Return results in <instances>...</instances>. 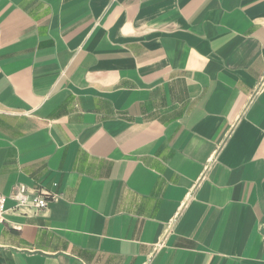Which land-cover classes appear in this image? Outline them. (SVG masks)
Returning <instances> with one entry per match:
<instances>
[{
	"label": "crops",
	"instance_id": "crops-1",
	"mask_svg": "<svg viewBox=\"0 0 264 264\" xmlns=\"http://www.w3.org/2000/svg\"><path fill=\"white\" fill-rule=\"evenodd\" d=\"M0 194V264H264V0H0Z\"/></svg>",
	"mask_w": 264,
	"mask_h": 264
},
{
	"label": "built area",
	"instance_id": "built-area-1",
	"mask_svg": "<svg viewBox=\"0 0 264 264\" xmlns=\"http://www.w3.org/2000/svg\"><path fill=\"white\" fill-rule=\"evenodd\" d=\"M11 199L15 201V208L17 209H35L41 211L46 208L48 201L52 199L48 192L38 191L34 195L28 196L26 188L22 185L16 188L15 193L11 196ZM6 199L0 194V224L4 221L6 213Z\"/></svg>",
	"mask_w": 264,
	"mask_h": 264
}]
</instances>
